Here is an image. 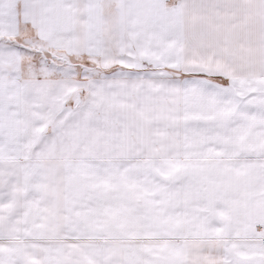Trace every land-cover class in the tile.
I'll return each instance as SVG.
<instances>
[{
  "label": "snow or ice",
  "instance_id": "6c2138e0",
  "mask_svg": "<svg viewBox=\"0 0 264 264\" xmlns=\"http://www.w3.org/2000/svg\"><path fill=\"white\" fill-rule=\"evenodd\" d=\"M0 264H264V0H0Z\"/></svg>",
  "mask_w": 264,
  "mask_h": 264
}]
</instances>
